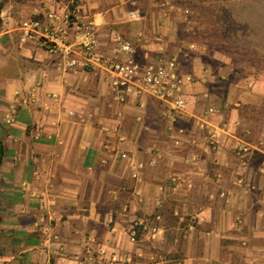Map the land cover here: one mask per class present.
<instances>
[{
	"label": "crops",
	"instance_id": "0c3cea01",
	"mask_svg": "<svg viewBox=\"0 0 264 264\" xmlns=\"http://www.w3.org/2000/svg\"><path fill=\"white\" fill-rule=\"evenodd\" d=\"M73 1L0 0V264H79L101 250L129 264H264V141L239 109L258 97L228 58L213 66L180 39L191 0L79 3L103 53L127 39L138 58L177 56L193 77L172 129L166 105L122 104L100 72H67L22 41L23 21Z\"/></svg>",
	"mask_w": 264,
	"mask_h": 264
},
{
	"label": "built area",
	"instance_id": "2783aa9c",
	"mask_svg": "<svg viewBox=\"0 0 264 264\" xmlns=\"http://www.w3.org/2000/svg\"><path fill=\"white\" fill-rule=\"evenodd\" d=\"M81 1L74 0L73 9L61 13L48 11L23 21L20 25L22 41L35 43L47 53L64 58L67 72L79 68L100 72L122 104L132 97H150L166 105L167 120L172 129L187 112L189 100L183 89L194 82L193 77L183 72L177 56L152 60L138 58L134 43L127 39H117L114 56L103 53L95 23L80 19ZM131 16L138 17L136 13H131ZM204 97L209 99L210 95L207 93ZM215 113L217 109L211 106L207 116ZM205 125L202 123V127ZM241 151L248 152V149L245 147ZM131 262L129 258L123 260L121 255L101 250L98 257L79 264Z\"/></svg>",
	"mask_w": 264,
	"mask_h": 264
},
{
	"label": "rangeland",
	"instance_id": "374dc122",
	"mask_svg": "<svg viewBox=\"0 0 264 264\" xmlns=\"http://www.w3.org/2000/svg\"><path fill=\"white\" fill-rule=\"evenodd\" d=\"M201 2H189L193 30L182 29L180 39L197 44L198 53L213 66L223 57L231 61L237 81L258 97L239 109L255 129L252 138L264 141V0Z\"/></svg>",
	"mask_w": 264,
	"mask_h": 264
},
{
	"label": "trees",
	"instance_id": "16d2710c",
	"mask_svg": "<svg viewBox=\"0 0 264 264\" xmlns=\"http://www.w3.org/2000/svg\"><path fill=\"white\" fill-rule=\"evenodd\" d=\"M3 157H4V147L2 143L0 142V165H1Z\"/></svg>",
	"mask_w": 264,
	"mask_h": 264
}]
</instances>
